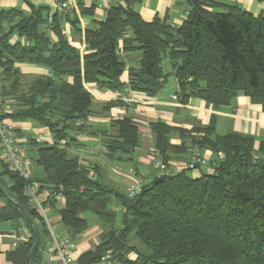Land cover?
<instances>
[{
	"label": "trees",
	"instance_id": "trees-1",
	"mask_svg": "<svg viewBox=\"0 0 264 264\" xmlns=\"http://www.w3.org/2000/svg\"><path fill=\"white\" fill-rule=\"evenodd\" d=\"M185 2L188 10L178 27L157 18L145 23L127 6H113L96 28L84 32L82 54L61 30L64 22L77 27L70 12L55 13L48 25L41 7H30L27 14L16 9L0 12V96L10 108L4 117L34 122L51 133L50 144L28 140L36 150L30 159L42 172L34 179L63 197L58 215L64 235L76 242L89 229V217L101 229L99 245L76 264H92L108 251L117 264H264V141L255 149L251 135H218L213 116L208 125L190 130L152 123L154 148L170 172L150 176L132 197L104 184L96 167H81L66 152L75 142L71 131L99 135L106 160L135 165L139 131L130 117L111 122L108 132L96 133L85 125L92 100L83 83L120 92L126 53L140 52L137 65L127 72L130 92L154 97L167 80L162 69L167 57L182 104L195 97L219 108L244 95L264 111V12L253 16L213 0ZM16 63L45 67L50 76L23 75ZM20 78L30 80L22 87ZM172 134L179 136L181 145L169 143ZM190 148L200 155L211 152V172L193 177L190 170L170 169L171 156L187 154ZM0 168L11 184L5 193L37 224L40 245L31 264H40L48 232L22 196L23 181L1 163ZM57 203L51 200L52 209ZM0 212L3 220L22 221L29 230L27 241L6 254L12 264H24L35 233L7 200Z\"/></svg>",
	"mask_w": 264,
	"mask_h": 264
},
{
	"label": "crops",
	"instance_id": "crops-1",
	"mask_svg": "<svg viewBox=\"0 0 264 264\" xmlns=\"http://www.w3.org/2000/svg\"><path fill=\"white\" fill-rule=\"evenodd\" d=\"M68 2L70 12L77 19V27H71L70 23L64 22L61 25L62 33L67 38L70 46L77 49L80 54L84 53V32L87 29L96 28L98 22L103 21L107 11L115 5L127 6L131 11L138 14L145 23H151L157 18L161 23L170 27H178L186 17L188 7L185 0H64ZM207 1V0H205ZM227 5H235L241 10L259 16L264 12V0H213ZM30 7L44 8L43 17L50 23V18L57 13L51 6L50 0H0V12L9 10H20L24 13L30 11ZM83 8V14L80 12ZM91 11V13H87ZM48 23V24H47ZM46 33L52 37L51 31L47 28ZM121 46V42L120 45ZM125 62L124 72L120 78L122 89L120 93H126L128 77L127 72L130 67L137 65L140 59V52L122 54ZM15 68L26 76L48 77L50 71L42 66L28 63H16ZM162 69L167 75L164 87L154 96L148 97L142 93H130L132 99L131 113L126 112V103L116 97V92L111 90H101L95 83H83V88L91 96V115L85 121L86 127L93 132H103L109 130V125L115 120L123 117H130L137 125L139 131V146L135 149L133 159L135 165L131 163L110 162L104 157V149L101 146V137L80 134L71 131L69 136L75 142L66 147L67 155L70 158H77L81 167H96L99 177L104 184L115 188L121 192H127L128 186L138 178L150 177L158 173L153 167L148 154L154 148V139L151 134L150 125L162 122L176 129L190 130L194 126H206L211 117L215 120V133L224 135L229 132L247 134L254 137V148L257 149L259 143L264 141V111L259 104H254L244 95H238L227 106L214 108L207 105L202 100L191 97L186 104H182L178 94V84L174 77V69L167 57L162 62ZM71 83L72 79H65ZM112 104L111 107L108 105ZM7 111H10L6 103ZM17 128V141L22 151L30 158L35 154V148L28 143V140L38 135L44 136L47 143H51V133L44 127L30 121L14 122ZM88 129V130H89ZM169 143L173 146L181 145V139L177 134L169 137ZM34 148V149H33ZM202 155L211 159L209 151H203ZM189 160L188 153L173 154L168 162L170 169L179 172L185 169V164ZM32 177L38 179L42 172L32 161ZM0 168V185L8 190L10 183L5 175H2ZM201 172L209 173L205 169L191 171L193 177L199 176ZM64 206V200L57 203L51 211V220L59 223L58 210ZM6 207V200L0 195V211ZM1 214V212H0ZM4 222H13L8 226ZM90 227L76 240L77 259L86 252H91L100 243L101 229L95 218H90ZM24 230L29 238V230L22 221H5L0 215V232H13L15 237L20 238L19 231ZM63 231V230H62ZM133 243H138L134 239ZM47 245H50L48 247ZM51 244L47 238L41 248V256L48 255L51 264H56L51 253ZM14 251L13 245H4L0 241V264H12L6 257L8 252Z\"/></svg>",
	"mask_w": 264,
	"mask_h": 264
},
{
	"label": "built area",
	"instance_id": "built-area-1",
	"mask_svg": "<svg viewBox=\"0 0 264 264\" xmlns=\"http://www.w3.org/2000/svg\"><path fill=\"white\" fill-rule=\"evenodd\" d=\"M51 6L60 15H66L69 4L64 0H50ZM130 92L126 89V93L116 92V97L126 103V112L129 114L133 111L132 99ZM7 106L0 96V163L4 170L17 176L23 181L22 196L27 205L34 211L39 223L43 224L48 232V239L51 244V253L56 264H76L75 252L77 249L76 243L64 235L61 224L51 220V200L60 202L63 197L60 194L51 191V185L42 184L32 177L31 164L32 160L28 157L18 145L17 128L14 122L4 117L7 113ZM52 139V136H50ZM35 143H42L46 141L44 136L38 135L33 137ZM64 144L63 141L60 142ZM189 160L185 164V169L194 171L197 169H205L211 172L213 169L210 166V159L204 155L198 154L196 149L190 148L187 151ZM151 159L153 167L158 171V175H167L169 170L163 165L161 158L156 150H151L148 154ZM219 159L222 156H218ZM96 175L90 174V179L95 180ZM150 178H138L132 182L127 188L129 197L141 188L142 185L147 184ZM92 264H117L113 259L111 252L102 253L99 258Z\"/></svg>",
	"mask_w": 264,
	"mask_h": 264
},
{
	"label": "water",
	"instance_id": "water-1",
	"mask_svg": "<svg viewBox=\"0 0 264 264\" xmlns=\"http://www.w3.org/2000/svg\"><path fill=\"white\" fill-rule=\"evenodd\" d=\"M0 195L7 200L8 202L12 203L17 210L19 211L20 215L23 219L32 227L35 233V241L32 245V248L27 255L24 264H31L32 260L34 259L40 245V234L37 227L35 220H33L30 215L17 203L13 202L8 195L5 193L2 186H0ZM20 238H16L13 232H0V241L4 245H13L14 250H17L20 246H22L27 241V234L24 230L19 231ZM40 264H51L48 255L42 256Z\"/></svg>",
	"mask_w": 264,
	"mask_h": 264
},
{
	"label": "rangeland",
	"instance_id": "rangeland-1",
	"mask_svg": "<svg viewBox=\"0 0 264 264\" xmlns=\"http://www.w3.org/2000/svg\"><path fill=\"white\" fill-rule=\"evenodd\" d=\"M1 79V78H0ZM15 79L14 78H12V79H10V82H12V81H14ZM29 80L30 79H23V78H20L19 79V82L22 84V87H23V85L24 84H26V83H28L29 82ZM6 85H8V84H6ZM23 90H24V88H22ZM34 149V148H33ZM5 224H7L8 226H11V224H13V222H4ZM134 244V243H133ZM139 244V243H138ZM48 247H50V245H47ZM130 256H132V258H133V255H129V257Z\"/></svg>",
	"mask_w": 264,
	"mask_h": 264
}]
</instances>
